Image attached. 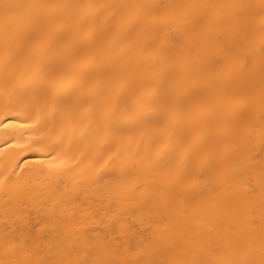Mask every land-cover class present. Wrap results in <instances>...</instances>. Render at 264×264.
<instances>
[{
  "label": "bare ground",
  "instance_id": "obj_1",
  "mask_svg": "<svg viewBox=\"0 0 264 264\" xmlns=\"http://www.w3.org/2000/svg\"><path fill=\"white\" fill-rule=\"evenodd\" d=\"M0 264H264V0H0Z\"/></svg>",
  "mask_w": 264,
  "mask_h": 264
}]
</instances>
